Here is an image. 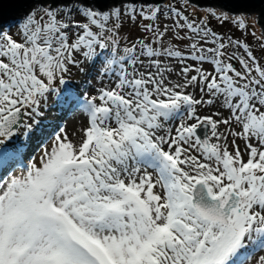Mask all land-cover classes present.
I'll return each instance as SVG.
<instances>
[{"label": "snow or ice", "instance_id": "1", "mask_svg": "<svg viewBox=\"0 0 264 264\" xmlns=\"http://www.w3.org/2000/svg\"><path fill=\"white\" fill-rule=\"evenodd\" d=\"M184 5L35 0L17 33L0 27V160L20 154L5 143L21 125L29 135L22 117L78 57L110 50L99 86L74 101L78 138L60 128L38 161L0 177V264H250L264 252V55L211 26L247 33L248 14L193 18ZM132 28L143 35H122Z\"/></svg>", "mask_w": 264, "mask_h": 264}, {"label": "rangeland", "instance_id": "2", "mask_svg": "<svg viewBox=\"0 0 264 264\" xmlns=\"http://www.w3.org/2000/svg\"><path fill=\"white\" fill-rule=\"evenodd\" d=\"M34 3L35 1L30 3L28 7H24L15 14H11L10 16L13 17L9 16L6 19H0V27H2L4 31H10L13 34L17 33V30L22 23L25 14L33 8ZM159 3L163 5L172 4L173 6L182 10L185 7L184 0H162ZM208 7L209 6H202L193 10L189 6L187 8L186 14H190L193 18H203L206 15V9ZM212 7L217 6L212 3ZM24 11H26V13ZM239 12H241V10H239L238 13ZM251 16L252 14H248L247 18ZM168 22L170 25L171 22ZM247 25L248 32L242 34L241 30L232 25H224L221 27L215 20H213L211 24L214 30L221 34L230 35L233 39H245L252 46L254 53L258 57L264 55V53H262L259 48L260 42L250 34L251 31H255L257 35H260L259 31L255 30L254 28V25H256L255 21L247 22ZM122 35L134 37L143 35V33L135 28H132L130 32H122ZM168 42L169 41L167 40L165 41L166 44ZM177 43H179L180 46H183V43L180 42L178 38ZM231 50L232 49L230 48L229 51ZM97 51V57L91 61H83L82 57H78L82 60L81 65L79 67L70 66L69 73L65 74L66 82L64 84H60L59 81L56 82L59 93L53 92L48 94L47 101L41 105L38 113L34 114L33 120H28L26 117H22V119L27 123H33V128L29 135L25 136L23 135L25 129L23 125H21L17 134L11 140L5 143L4 147L8 149L19 147L20 154L12 159H8L10 166L7 167V172L4 178H7L10 175H20L26 170V167L30 162L33 160H39L42 150L45 147H51L55 135L59 132L60 128H63V126L60 124V120L65 113V106L67 107L68 112L73 114V119L70 127H66L64 129L71 139L76 140L78 138L80 132L78 134L74 121H76V119H81V126L79 127L81 128L82 125L86 124V119L74 101L76 97H79L80 100H83L85 93L89 92L94 86H99L100 80L98 79V69L101 68L104 58L110 54V50L108 49H98ZM205 66L208 67V65ZM80 68H83L84 71H81ZM107 79L108 78L105 77L104 82H107ZM172 79L173 82H175L176 78L174 76ZM240 143L242 146V142ZM3 160H0V166L2 165V162L5 163V159ZM259 255H264V252L255 253L253 260L250 261V264H255V258H257Z\"/></svg>", "mask_w": 264, "mask_h": 264}, {"label": "water", "instance_id": "3", "mask_svg": "<svg viewBox=\"0 0 264 264\" xmlns=\"http://www.w3.org/2000/svg\"><path fill=\"white\" fill-rule=\"evenodd\" d=\"M35 0H0V19H6L11 14H15L19 10ZM162 0H157L160 2ZM192 4L197 5V7L209 6L212 7V3L217 7H222L225 10H230L237 12H246L247 14H252L251 17L247 18V22L255 21V30L259 31L261 36L264 34V0H191ZM26 13V11H24ZM13 17V16H10ZM256 33V32H255ZM203 134V129L200 130Z\"/></svg>", "mask_w": 264, "mask_h": 264}, {"label": "bare ground", "instance_id": "4", "mask_svg": "<svg viewBox=\"0 0 264 264\" xmlns=\"http://www.w3.org/2000/svg\"><path fill=\"white\" fill-rule=\"evenodd\" d=\"M67 107L65 106L64 111L65 113L63 114V116L61 117V126H63V128L66 127H70V124L72 123V119H73V114L69 113ZM80 110V109H79ZM81 113V112H80ZM74 123L76 124L75 126L77 127V131L78 134L79 132H81V128H79L81 126V119H76V121H74ZM72 132V131H71ZM73 135V134H72ZM12 159V158H11ZM4 161V160H3ZM2 165L0 166V177H4L6 172H7V167L10 166V164L8 163V159H5V163H1ZM7 165V166H6ZM13 166V165H12ZM6 178V177H5Z\"/></svg>", "mask_w": 264, "mask_h": 264}]
</instances>
